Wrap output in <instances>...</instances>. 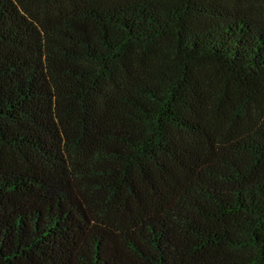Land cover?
Masks as SVG:
<instances>
[{
	"label": "trees",
	"instance_id": "trees-1",
	"mask_svg": "<svg viewBox=\"0 0 264 264\" xmlns=\"http://www.w3.org/2000/svg\"><path fill=\"white\" fill-rule=\"evenodd\" d=\"M0 264H264V0H0Z\"/></svg>",
	"mask_w": 264,
	"mask_h": 264
}]
</instances>
